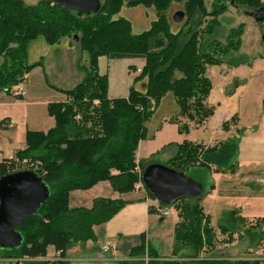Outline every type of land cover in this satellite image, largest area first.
Returning a JSON list of instances; mask_svg holds the SVG:
<instances>
[{
	"label": "trees",
	"instance_id": "16d2710c",
	"mask_svg": "<svg viewBox=\"0 0 264 264\" xmlns=\"http://www.w3.org/2000/svg\"><path fill=\"white\" fill-rule=\"evenodd\" d=\"M174 2L183 4V9L178 11L183 16L177 30L173 29L167 14ZM125 3L155 8L157 17L149 29L135 34L129 20L115 18ZM228 3L253 10L264 5L263 0H212L210 8L205 0H104L99 11L87 14L61 8L52 0H38L34 4L0 0V91H9L22 83L26 74L40 64V61L30 64L27 54L29 43L40 36L53 45L78 34L79 48L88 55L87 64L79 62L84 78L65 90L68 100L48 105L56 119L55 125L47 131L28 130L26 147L13 155L41 162V168L36 171L49 187L50 196L35 215L16 226L23 241L20 247L6 251L9 256L36 259L47 256L48 249L53 247L60 253L57 258L25 264H70L64 259L67 247L96 240L95 226L111 219L125 203L122 199L96 197L89 208L71 207L72 190L109 181L114 190L125 193L135 191L141 182L154 197L141 178L151 163L162 162L183 172L190 166L232 167L238 153L235 138L214 145L190 140L170 144L176 151L165 162L160 159L161 153L138 161L136 156L140 141L149 135L148 122L169 92L175 96L180 115L187 122L200 126L213 115L214 109L207 102L213 87L207 66L243 63L242 25L232 28L225 41L216 36L218 17L227 10ZM101 56L143 59L144 65L135 81L146 79L145 88L133 86L126 96L109 97L107 78L96 71ZM236 119L233 116L224 121L222 128L228 130ZM171 120L178 122L179 118L175 116ZM3 126L8 125L1 120L0 127ZM188 130L189 124L183 123L180 131ZM11 157L0 161V177L14 170ZM204 193L205 189L198 197H184L172 203L179 211L173 256L183 255L181 251L190 247V256L196 258L216 245V231L201 201ZM159 206L169 205L160 203ZM236 214L237 210H232L222 219L219 228L222 233L233 235L227 223L238 220ZM134 249L145 252L144 236ZM149 255L154 256L156 252L151 249ZM164 262L189 263L178 259ZM238 264L264 263L255 260Z\"/></svg>",
	"mask_w": 264,
	"mask_h": 264
},
{
	"label": "rangeland",
	"instance_id": "374dc122",
	"mask_svg": "<svg viewBox=\"0 0 264 264\" xmlns=\"http://www.w3.org/2000/svg\"><path fill=\"white\" fill-rule=\"evenodd\" d=\"M28 4H34L38 0H24ZM102 4L104 0H99ZM208 8L211 6L212 0H205ZM264 2V0H263ZM183 9V4L174 2L169 8L167 14L171 21L174 30L180 26V22L175 20V14ZM254 10L249 7H239L228 3L227 10L218 17L219 26L217 28L216 36L218 39L225 41L229 31L242 25V44L240 47L241 59L243 63L237 66L242 71L238 80V84L245 85L242 91L237 92L236 97L241 103L244 99L245 106L242 105V113L246 119V107L249 103L252 106L264 105V22H258L251 12ZM80 13V12H79ZM157 13L154 7H147L143 4L137 6H129L126 3L123 5L121 11L115 15V18H126L132 24L133 32L139 34L150 28L151 23L156 19ZM182 20V18H181ZM73 35L72 38L76 39ZM66 39V38H64ZM28 62L30 64L40 61V64L35 65L27 74L24 81L21 83L25 93L24 95H17L14 90L18 85H14L9 91H0V120L9 122V126L0 127V159L2 156H12L16 148L24 147L26 141V134L29 129L34 131H45L53 127L56 123L55 117L50 113L48 105L51 102H63L68 100V95L64 88H73L83 79H79L78 75L74 76L72 72L76 71L74 68V59L72 57H64L63 65H59L63 57H61L60 46L58 44H48L45 39L40 36L31 41L28 46ZM82 55V56H81ZM79 62L88 63V55L80 50L79 55L75 56ZM232 66L229 63H222ZM144 62L141 58H121L112 59L106 56H101L98 60L96 71L100 75H105L107 78V95L109 97L126 96L131 87L138 88L143 80H136V76L140 73ZM221 65V64H219ZM207 75L211 80L213 66H207ZM216 67V66H214ZM139 68V69H138ZM220 68V67H218ZM217 68V69H218ZM83 75L85 72L83 71ZM146 80V79H145ZM147 81V80H146ZM238 81L233 78L231 87H235ZM237 88V85L235 89ZM139 89V88H138ZM244 106V107H243ZM253 107V108H254ZM180 108L173 93L169 92L161 101L157 108L155 115L148 122L149 135L142 140L141 146L138 147L137 156L141 160H146L154 154H160L162 161L165 162V153L172 156L176 149L170 152V148L166 147L171 140H190L197 138L200 132L205 128L202 126H190L186 118L180 115ZM257 112L253 110L252 115ZM179 118L176 122L167 117ZM162 125L153 127L160 124ZM183 123L189 124L188 131H180ZM238 118L236 122L230 123V130H238ZM195 136V137H194ZM177 141V142H178ZM24 143V145L21 144ZM185 173L199 181L204 189L201 201L205 209L210 212V224L215 229L217 238L216 245L212 249H205L196 258L190 256L192 251L190 247H185L182 250L183 255L177 257L179 261H189L186 264H238L239 261H255L259 260L264 263V217L256 215L253 220L242 219L238 217L234 223L229 222L231 228L230 236L228 233L220 231V224L223 223L221 217V207L224 204L236 202L241 200V204L246 208L248 213L255 215L257 212L264 213V183L260 179L255 180L249 187V195H244L237 184V193L233 194L232 184H230L231 176L224 177L225 182L221 183L219 193L217 194L216 183L217 178L221 177L220 169H207L200 166H190L185 170ZM206 174L207 179L204 180L201 176ZM202 177V178H201ZM236 178V177H234ZM105 183L110 184L109 181ZM211 185L213 187L211 188ZM144 187V186H143ZM145 188V187H144ZM82 190V189H78ZM114 190V189H113ZM112 190V191H113ZM146 190V189H145ZM209 191L210 196H209ZM117 192L116 190H114ZM119 193V192H118ZM148 193V192H147ZM241 193V196L240 194ZM128 196H137L139 193L125 192L119 193ZM208 195V196H207ZM207 196V198H206ZM241 198V199H240ZM152 201L156 203V212L160 214L161 208L159 201L151 197ZM70 206H74L75 201L70 202ZM169 215L164 216V221L160 224V232H168L167 237L153 236L150 234L149 239L152 244L159 246L160 255H172L174 242V228L175 223L179 219V211L176 205H169ZM161 217H163L161 215ZM226 218V217H224ZM223 218V219H224ZM229 220H231L229 218ZM157 230V229H156ZM159 230V229H158ZM230 233V232H229ZM230 236V237H229ZM160 242H159V241ZM166 241V242H165ZM103 241H99L98 246H101ZM74 244V243H73ZM71 244V245H73ZM7 249L0 248V264H24L26 261H37L32 258H16L9 256L6 253ZM103 251V250H102ZM109 252V251H108ZM150 250H145L144 253L140 251L139 255H146L151 258L145 261L134 260V264H166L162 260L153 259L149 255ZM103 254H107L103 252ZM9 256V257H8ZM119 264H133L131 262H119Z\"/></svg>",
	"mask_w": 264,
	"mask_h": 264
},
{
	"label": "crops",
	"instance_id": "0c3cea01",
	"mask_svg": "<svg viewBox=\"0 0 264 264\" xmlns=\"http://www.w3.org/2000/svg\"><path fill=\"white\" fill-rule=\"evenodd\" d=\"M59 46L61 57H63V60H61L59 65H63L64 57H72L74 59L73 66L76 70L72 72V74L74 73V76L78 75L80 77L79 79L82 77L84 78L85 75H83V70H81L79 67V60H77L75 57L79 55L80 52L77 38L63 39L59 43ZM209 66H213L211 71L214 81L211 80L213 87L207 102L209 106L213 107L214 113L202 125H200L205 128V130L200 132V134L197 135V138H191L190 141L203 143L205 145H214L218 142L228 139H237L238 153L234 158V164L232 167L228 166L220 169L221 173L219 174L221 177L217 178L216 190L218 194L221 183L225 182L224 177L231 176L232 178L230 180V184H232L231 186L233 188L232 193H237V184H239L241 191L247 196L250 194V184H252L255 180L260 179V181L264 183V105L262 104V106H259L257 103L255 107H251V105L248 103L246 107V119L244 120L243 116L245 113L243 114L241 110L242 105L245 106L246 101L244 102L243 99V101L240 103L236 95L237 92L242 91L245 88V85L238 84L240 82L238 78L242 74V71L245 72V69H239L237 66H228L226 64ZM233 78L238 81L236 83L238 85L236 89L235 87H231ZM145 86L146 80L144 79L141 81V84H139L138 88L142 90L145 88ZM63 89L70 88L63 87ZM253 110L257 112L255 115H252ZM233 116H237L238 118V130H230V127L228 130L223 129V122L230 120ZM169 118L172 117L169 116L165 118V120ZM159 120L160 124H156V126L153 127L162 125L161 123L163 118ZM189 124L190 126H199L193 122H189ZM177 141L178 140H171L170 142H175L176 144L181 143V141ZM21 144L24 145L23 142H21ZM141 144L142 140L140 141L139 146H141ZM165 146L170 148V152L176 149V147L173 145L167 146V144H165ZM25 147L26 141L24 147L16 148L14 150L13 155L18 149ZM9 157L11 156L3 155L0 161ZM168 157V153H165L163 160H166ZM160 159L162 160L161 157ZM138 160L141 159L137 156V161ZM212 169L216 170V168ZM201 176L204 180L207 179L206 174L204 175L203 173ZM105 182L106 181H100L88 189L72 190L69 196V204L72 202V200H74L75 204L73 207L89 208L92 206L96 197H108L113 199H122L125 201L124 205L107 222L95 226L96 240H88L87 242H78L74 243L73 245H69L65 251L64 259L69 260L70 264H119V262H131L134 264V260L145 261L151 257L139 255V250H133V248L141 244L143 241V236L145 237L146 241V250L152 249L156 252V256L152 257L153 259H177V257L173 256V251L172 255H160V250H158L159 246L157 244H152L149 239L150 234L153 236H160V239H165L166 237L168 239V232H160L161 229L159 226L162 221H164V216L166 215H163L162 212L160 214L156 213L159 212L156 210V203L152 201L151 196L147 193L145 188L143 186L139 189L136 188V190L133 192L139 194L137 196H128L115 192L111 183L108 184ZM239 194L241 196V193ZM240 201L241 200L233 202L234 204H224L221 207V215L223 218L227 217L229 212L232 210H237L236 216L242 219L253 220V217L256 215H260L258 217H264V213H261L263 211L257 212L255 215L248 213ZM203 203L202 205L204 207L205 213L210 216V212L205 209ZM165 209L169 212V208ZM169 214L170 212L167 215ZM161 215L163 217H161ZM223 218L221 217V219ZM101 240L103 242L101 243V246H98L97 244H99V241ZM107 243L114 245V247L110 249L109 252L104 251V246ZM103 252H106L107 254H103ZM56 253L57 252L53 249V247H50L48 249L47 256L38 257L36 259L52 260L57 258Z\"/></svg>",
	"mask_w": 264,
	"mask_h": 264
},
{
	"label": "water",
	"instance_id": "95a60500",
	"mask_svg": "<svg viewBox=\"0 0 264 264\" xmlns=\"http://www.w3.org/2000/svg\"><path fill=\"white\" fill-rule=\"evenodd\" d=\"M59 7L75 9L81 13H93L101 9L99 0H52ZM251 15L264 22V5ZM183 12L175 14L180 21ZM142 181L154 197L163 204L171 205L184 197H198L203 185L162 162L149 164L143 171ZM50 189L43 177L32 169L11 171L0 177V248L12 250L20 247L22 234L16 226L35 215L48 200Z\"/></svg>",
	"mask_w": 264,
	"mask_h": 264
},
{
	"label": "built area",
	"instance_id": "2783aa9c",
	"mask_svg": "<svg viewBox=\"0 0 264 264\" xmlns=\"http://www.w3.org/2000/svg\"><path fill=\"white\" fill-rule=\"evenodd\" d=\"M14 92L17 95H24L25 90H24L23 86L21 85V83L18 85V88L14 90ZM79 117L80 116L78 115V118ZM5 125H8L9 126V122H5ZM11 158L14 161V167H13L14 170H12V171L23 170V169H32V170L36 171L37 169H40L41 168V162L39 160H35V159H32V158L19 159V158L15 157V156H12ZM142 186H143V184L140 182V183H138L136 185V188L139 189ZM161 211H162V214L163 215H167L169 213L165 208H162ZM113 247H114L113 244L107 243L104 246V251H109ZM56 255L59 256L60 253L57 252ZM32 259H35V258H32Z\"/></svg>",
	"mask_w": 264,
	"mask_h": 264
}]
</instances>
